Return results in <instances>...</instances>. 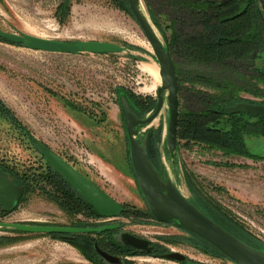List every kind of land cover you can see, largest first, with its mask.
Listing matches in <instances>:
<instances>
[{
	"label": "rangeland",
	"instance_id": "rangeland-1",
	"mask_svg": "<svg viewBox=\"0 0 264 264\" xmlns=\"http://www.w3.org/2000/svg\"><path fill=\"white\" fill-rule=\"evenodd\" d=\"M61 1L0 0V29L63 41H109L126 49L112 54L53 53L0 40V99L16 113L28 132V137L20 138L17 130L0 115V162L18 170L44 173L46 160L32 140L35 138L117 201L129 204V210L136 208L143 215L148 208L132 167L124 116L115 88L124 86L146 100L148 97L157 99L161 79L156 81L147 68L159 72V64L132 13L113 0H70V13L64 21L56 14ZM150 2L166 14L162 15V27L157 26V31L167 47L173 6L168 0ZM143 4L150 18L145 0ZM255 54L256 64L252 62L250 66L248 60L240 61L234 63L235 68L243 75H250L249 68L255 65L257 69H264V55ZM177 60L184 70L179 92L180 110L186 106L197 108L200 104L196 99L201 95L194 89L203 92H211V89L183 78L188 73L193 77L197 72L217 77L220 74L212 66L189 65ZM238 71H224L222 75L239 90L251 86ZM240 94L248 101H261L255 93L240 91ZM238 102L226 105V110L227 106ZM155 106L145 110L147 107L140 105L137 110L145 118ZM226 119L221 118L220 125L226 127ZM168 121L169 108L165 102L160 115L151 124L139 126V135L147 134L148 144L149 131L161 130L156 141L158 151L154 152L160 162V171L189 199H195L187 175L188 171L193 172L208 195L230 210L247 231L264 244V160L223 156L221 151L202 146L187 149L183 141L173 159L167 148ZM247 145L251 152L264 155V137H247ZM231 163L239 166L227 165ZM45 180L40 175L35 189L25 194V199L21 202L20 199L13 211L3 214L0 210V222L67 226L77 221L81 217L75 215L78 210L61 207L56 200L60 195L56 194L52 183ZM41 182L47 183L46 190L50 192L43 193ZM142 215L135 214L132 218L140 220ZM172 222L174 225L167 226L149 220L127 222L126 228L151 238L179 234L182 241H193L177 227L180 225L176 221ZM6 230L9 229L0 228V235L12 234ZM25 236L16 243L0 247V264H92L63 235V238L34 233ZM197 241L200 243L194 242L198 249H202L203 241L200 238ZM182 251L198 264H235L214 249L210 252L213 257L193 248L183 247ZM135 260L136 264H178L151 256H139Z\"/></svg>",
	"mask_w": 264,
	"mask_h": 264
},
{
	"label": "trees",
	"instance_id": "trees-1",
	"mask_svg": "<svg viewBox=\"0 0 264 264\" xmlns=\"http://www.w3.org/2000/svg\"><path fill=\"white\" fill-rule=\"evenodd\" d=\"M113 1L117 6L132 13L128 0ZM168 1L173 6L174 16L171 17V24L168 26L171 32L167 48L172 54L178 76L181 78L184 70L182 71L177 59H181L189 65L199 63L212 66L220 74L219 77H217L218 75L215 76L213 74H202L197 72L192 77L189 73H185L186 76L183 78L185 81H195L204 84L211 89V92H203L200 89H194L196 94L201 95L196 99V101H198L197 103L200 105H197V108L186 106L184 109L180 110L177 124L178 145L183 141L182 145L187 149H192L194 146H202L210 150L221 151L223 156L247 157L255 161L264 160V155L251 152L247 145V137H264V117L244 112L230 113L227 112L225 108L226 105L233 104L239 100H249L242 97L240 91L255 93L257 97L261 98V101L254 102L264 103V69L259 70L254 66L253 68H249L252 71L250 75H243L234 65L235 62L248 60L251 66L254 61L253 55L255 52L264 55V0ZM70 2V0H62L56 9V14L62 21L69 16L71 9ZM145 2L152 22L156 23V25L161 28L162 15L165 13L163 14L155 6L153 7L150 0H145ZM0 40L11 43L5 38H0ZM17 45L23 46L22 44ZM224 71H238L245 82L251 84V86L243 87L241 88L242 90L235 88V85L232 84L233 82L222 75ZM187 89L190 90L191 88L187 87ZM115 93L118 99L121 93L126 95L133 112L139 118H143V116L138 112L137 107L140 105L141 107L146 106L147 108H143L149 110L152 109L157 102V99H152L150 97L146 100L124 86L116 87ZM144 102H146V105H144ZM68 103L70 106L76 107L73 103ZM0 115L7 119L10 125L17 130L18 134H20V138H26L28 135V132H26L27 128L18 119L16 113L1 99ZM103 115L105 116V114ZM223 117L227 118L226 127L220 125V119ZM160 134V129L157 132L150 130L148 144L150 157L158 169L160 168V162L154 152L156 149L158 151L156 141L160 137ZM32 140L36 144L37 139L33 138ZM216 164L220 165L218 162ZM227 165L232 167L239 166L234 163ZM242 166L247 167V165ZM0 170L8 174L10 178L20 186L22 190L20 202L25 199V194L35 189L34 187L37 185V179L40 178L41 175V177H44V180L46 179L45 181L52 183L56 194L60 195H56V198L60 199H55L59 201L61 207L64 209H75L78 211L86 210L89 212L91 208L90 203H88L61 174L54 170L47 161L46 171L40 175L31 171L30 173L24 169L18 170L4 162H0ZM187 175L195 195V199H190L192 202L232 233L255 247L264 248V244L260 242L254 234L248 232L246 226L236 219V216H234L230 210L208 195L203 185L197 181L193 172L188 171ZM46 184L45 182L39 184L43 193L50 192L46 190ZM0 210L3 214L9 212L3 210L1 207ZM180 227L184 228L181 225ZM6 231L12 234L0 235V247L16 243L24 239L26 237L25 235H31V233L14 229ZM42 235L63 238V234L61 233ZM196 236L216 252L225 256L209 242L198 235ZM195 242L197 244L200 243L198 241ZM75 245H77L87 257H93L95 250L92 242L80 238Z\"/></svg>",
	"mask_w": 264,
	"mask_h": 264
},
{
	"label": "water",
	"instance_id": "water-1",
	"mask_svg": "<svg viewBox=\"0 0 264 264\" xmlns=\"http://www.w3.org/2000/svg\"><path fill=\"white\" fill-rule=\"evenodd\" d=\"M132 14L148 39L156 60L159 64L161 85L157 89V103L154 110L145 118H139L133 112L124 93L119 96L120 106L124 116L125 128L130 145V157L134 173L141 192L148 204L153 217L161 222L176 221L179 225L209 242L235 264H264V248H258L207 215L199 206L187 198L174 182L165 177L152 161L148 150V135H139L140 125L151 124L161 113L165 102L168 103L169 121L167 127V148L174 159L178 152L177 124L180 112L178 94V75L170 50L166 47L156 23L142 11L143 0H128ZM0 38L24 47L53 53H117L126 47L117 43L102 40L63 41L38 37L31 34L8 32L0 29ZM231 113H248L264 117V103L238 102L227 106ZM39 152L45 160L61 174L96 211L104 217H117L123 211V206L113 199L100 186L76 170L50 147L36 141ZM22 196L20 186L8 174L0 170V207L5 211H13ZM117 225L103 226L97 229L71 227L64 225L26 224L0 222V228L14 229L34 234L79 233L116 228ZM120 241L137 250L149 251L150 241L131 233L121 234ZM99 254L110 263H118L120 258L112 256L96 245ZM169 258L183 259L179 253L167 254Z\"/></svg>",
	"mask_w": 264,
	"mask_h": 264
},
{
	"label": "flooded vegetation",
	"instance_id": "flooded-vegetation-1",
	"mask_svg": "<svg viewBox=\"0 0 264 264\" xmlns=\"http://www.w3.org/2000/svg\"><path fill=\"white\" fill-rule=\"evenodd\" d=\"M255 53L253 55V59H254L253 63L254 64H256L255 61L257 58V55ZM255 67H256V65H255ZM259 70H261V69H259ZM180 83H181V78L178 76V94H179L180 88H181ZM239 102L258 103V102H254V101H248L245 99L239 100ZM241 113H243V112H241ZM113 199H115V198H113ZM117 202H119V201H117ZM119 203L123 206V211L117 217H104L101 214H99L96 211V209L90 204L92 209L90 208L89 212H87L86 210L75 211L76 212L75 215L81 216V217L80 218L78 217L77 221H75V222H69L67 225V226H71V227H82V228H93V229H97V228H100L103 226H108V225H117L116 228L110 229V230H104L102 232L90 231V232H79V233H63V236L66 239V241L71 246H73L77 250H79L81 252L82 256H84L86 258V260L89 261L90 263H92V264H136L135 259L138 258L139 256H151L154 259L173 260V261H176L178 264H198V262L195 261L188 254L183 253V251H182L183 247L193 248V249L198 250L200 253H203L207 257L208 256L213 257V254L210 252L211 251L214 252V251L209 245H207L203 241L204 247L202 249H198V245H196V243L194 242V240L195 241L198 240V237L196 235H194V233L191 232L190 230L184 229L180 226H177V227L180 230L185 231L187 234H189L190 239H193V241L192 240L191 241L190 240L182 241V239L179 238V234H166V235L164 234V235H159L157 237L151 238L145 234L137 233L133 230L127 229L126 228L127 222H136V221L143 222V221L149 220V221L155 222L157 224H162L163 226L174 225V222H172V221L171 222L170 221L161 222V221L156 220L153 217V215L151 214L147 202H146V204H147L148 209H147V212L143 215L140 212V210H138L136 208L132 207L131 208L132 210H129L130 209L129 204L124 203V202H119ZM135 214H138V215L141 214L142 215L139 217L140 220H134L132 218V216L134 217ZM124 232H128V233H131L137 237L149 240L150 241V244H149L150 250L148 252L144 251V250H137L135 247L123 244L120 241V238H121V234ZM164 236H166V237H164ZM80 238L83 240H86L88 242L89 241L92 242L93 248L95 250L92 258L87 257L81 251V249L77 245H75V243H77L80 240ZM96 245L99 246L106 253L120 258L121 261L118 263L107 262L105 259H103V257L96 250ZM171 253H179L182 256H184V258L183 259H175V258L167 257V254H171Z\"/></svg>",
	"mask_w": 264,
	"mask_h": 264
},
{
	"label": "bare ground",
	"instance_id": "bare-ground-1",
	"mask_svg": "<svg viewBox=\"0 0 264 264\" xmlns=\"http://www.w3.org/2000/svg\"><path fill=\"white\" fill-rule=\"evenodd\" d=\"M142 11H143V13L147 16V13H146V11H145V9H144L143 6H142ZM147 69L149 70V73L152 75V77H153L156 81H159V80L161 79L160 74H159V72H158L157 69H155V68H147Z\"/></svg>",
	"mask_w": 264,
	"mask_h": 264
}]
</instances>
